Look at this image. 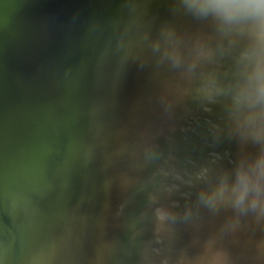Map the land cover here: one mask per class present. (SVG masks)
Here are the masks:
<instances>
[{
	"label": "water",
	"instance_id": "obj_1",
	"mask_svg": "<svg viewBox=\"0 0 264 264\" xmlns=\"http://www.w3.org/2000/svg\"><path fill=\"white\" fill-rule=\"evenodd\" d=\"M0 264H264V4L0 0Z\"/></svg>",
	"mask_w": 264,
	"mask_h": 264
},
{
	"label": "clouds",
	"instance_id": "obj_2",
	"mask_svg": "<svg viewBox=\"0 0 264 264\" xmlns=\"http://www.w3.org/2000/svg\"><path fill=\"white\" fill-rule=\"evenodd\" d=\"M259 3L260 4H264V0H259Z\"/></svg>",
	"mask_w": 264,
	"mask_h": 264
}]
</instances>
